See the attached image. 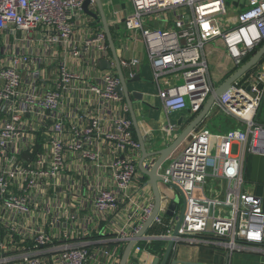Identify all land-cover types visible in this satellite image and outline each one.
<instances>
[{"label":"built area","instance_id":"1","mask_svg":"<svg viewBox=\"0 0 264 264\" xmlns=\"http://www.w3.org/2000/svg\"><path fill=\"white\" fill-rule=\"evenodd\" d=\"M83 1L0 0V264H87L90 251L73 240L75 235L66 228V221L61 227L60 218L62 207L72 205L76 198V186L89 172L90 160L98 162L99 153L90 151L91 141H107L117 154H122L105 165L122 196L101 188L94 194L93 205L101 214L127 201L128 221L137 217L138 222L132 236L124 228L119 230L124 245L134 238L153 210L149 194L141 193L142 205L135 199L148 185L137 166L139 144L133 138L132 122L112 108L123 98L118 91L119 78L103 73L101 85H97L86 80L79 69L90 67L92 52L105 54L107 50L103 30L86 28L76 36ZM131 2L133 11L124 20V27L143 39L155 78L181 76L179 83L159 90L166 114L186 108L197 113L212 93L203 49L208 41L218 38L238 67L264 41V0H244L237 11H232L225 0ZM165 12L175 16L168 27L149 25L150 20ZM18 32L24 37L18 38ZM33 33L47 46L61 47L56 76L44 73L43 56L25 48ZM10 37L17 42L15 49L11 48ZM130 64L138 65V60L132 59ZM75 80L81 82L82 90L97 96L98 105L91 116L90 108L85 107L73 123L66 124L60 113L62 92L70 90ZM46 82L50 85L45 86ZM263 86L261 70L235 81L215 103L239 126L220 132L205 127L194 129L160 165V186L165 189L175 184L185 195L178 234L173 235L179 214L175 209L165 233L143 235L135 241L126 264H142L137 258L143 250L141 244L152 240H171V249L188 243L220 247L228 255L247 249L264 253V202L261 196L245 189L244 178L246 157L264 155V125L256 120ZM47 118L53 122L46 123ZM166 128L171 131L173 126ZM38 129L47 131V136L51 134L41 145L42 150L33 140ZM127 149L130 151L125 152ZM133 187L137 190L131 194ZM167 192L162 194L152 224L164 222L170 202ZM38 205L42 206V223L34 226L28 215L32 206ZM119 260L117 256L115 264Z\"/></svg>","mask_w":264,"mask_h":264},{"label":"crops","instance_id":"2","mask_svg":"<svg viewBox=\"0 0 264 264\" xmlns=\"http://www.w3.org/2000/svg\"><path fill=\"white\" fill-rule=\"evenodd\" d=\"M243 1L244 0H231L229 4L226 2L225 4L232 11H237V7L240 8L243 6V4H241ZM101 4L112 34L116 55L120 61L121 72L126 81V86L133 102L132 106L140 135L145 141L148 150H152L153 148H163L173 141V139L191 122L198 112L193 113L190 109L186 108L167 114L164 113L159 90L162 87L179 83L181 81L180 74H178V76L166 74L162 77L155 78L153 68L149 63L143 39L140 36L132 35L124 27V20L133 11L131 0H101ZM88 8L99 16L98 6L94 0L93 2H90ZM160 15L163 16L149 21L151 27L166 28L175 18L173 12L160 13ZM86 28H91L93 31L103 30L100 26V22H96L92 17L83 12L78 21V25L75 27L76 36L79 37V31ZM17 37L23 38L24 34L18 32ZM9 43L12 49L17 47V42L13 40L12 37L9 38ZM25 48L34 55L43 56L45 58V61L42 64L44 73L49 77L56 76L59 63L62 60L60 46L55 44L49 47L43 41L39 40L37 34L33 33L32 41L25 42ZM203 49L208 64L209 80L214 90L221 85L238 68V66H236L230 56L226 54L224 47L218 38L208 41ZM93 53L94 52H92L93 59L89 68L87 66L85 68L79 66V69L83 70L86 80L101 85L100 78L103 73H112L118 77V71L108 43L105 54ZM132 59H137L138 65L130 64V60ZM102 61L108 62L109 65L107 64L102 67ZM258 63L253 69L251 68V71L247 75V72L242 75L239 78V81L250 77L258 70L264 71V60L259 64ZM68 65L70 66L71 64L68 63ZM46 83V85H43H50V82ZM80 85L81 82L75 80L72 82L73 87L70 90L62 92L60 113L63 118H65L66 124L73 123L76 119L77 113L85 110V107L90 108L91 116L98 105L97 96L93 92L82 90ZM133 92L140 93V99L132 97L131 94ZM124 106H126L127 109H124ZM112 108L114 111H117L120 116H124L131 120L129 107L124 96L122 100L113 103ZM159 108L163 111L165 120L155 117L158 114L157 111ZM170 115L174 116L176 120L174 124L170 120ZM256 120L259 124L264 125V86L263 101ZM52 122V119H46V123L51 124ZM168 125L173 126L171 131H168L166 128ZM237 126H239V123L231 116L223 113L216 103H214L206 117L194 129L205 127L211 131L220 132ZM132 130L133 138L138 143L137 131L133 124ZM50 136L51 134L47 136V131L44 129H38L34 133L33 140L39 150H42L41 145H43ZM90 151H97L99 153L97 164L101 165L99 166L95 161L90 160V170L87 174L83 175L81 184H77V196L72 200V205L68 207L63 206L61 209V227H64L63 223L66 221V228L75 235L73 240H75L78 245H83L88 248L90 251V259L87 264H115L117 256H121L126 245V243L124 245V242L119 238V230L124 228L126 234L132 236L134 232L133 227L135 223L138 222V218L136 217V219L128 221L130 206L126 200L113 211H106L101 214L95 211L93 197L97 190L107 188L119 197L123 194V192L116 187L115 182L110 179L109 170L105 166L116 157H120L122 154H117L111 143L102 140H100V144L91 141ZM129 151L130 149H127L125 152ZM137 155L138 166L141 157L140 150H138ZM149 163H151V159L147 158L145 161L146 166H150L148 165ZM76 165H78L80 169L79 163H76ZM76 172L77 170L73 171L75 175ZM140 174L143 181L146 182L147 177L141 172ZM63 187L66 186L63 185ZM136 190L137 188L133 187L130 190V193L132 194ZM255 192V194L259 196H264V187L259 186ZM141 193L149 194L153 200L152 191L149 185L143 189V192L141 191L137 193V196L135 197L137 203L142 205L144 199L142 197L143 194ZM62 199L63 197L59 198L60 201ZM42 214L43 211L41 205L36 207L32 206L31 213L28 215L29 218H32L31 224L35 226L42 223ZM66 214H69V218L65 220L64 216ZM51 215H53V213H51ZM169 218H164V221L168 222V220H170ZM153 224H151V226ZM157 225L161 226V224ZM52 227V231L55 232L56 227ZM148 229L145 235L154 234L148 233ZM165 231L163 233H165ZM163 233L161 232L158 234ZM158 241H161L162 252L160 254H154L143 247V250L137 255L140 263L150 264L153 258L158 256L160 257L158 264H160L169 241ZM114 248L116 250L112 251ZM106 251H108V253H104ZM166 264H264V253L257 250L247 249L240 252H233L231 255H228L227 251L220 247L179 243L174 249L172 248L170 250Z\"/></svg>","mask_w":264,"mask_h":264},{"label":"water","instance_id":"3","mask_svg":"<svg viewBox=\"0 0 264 264\" xmlns=\"http://www.w3.org/2000/svg\"><path fill=\"white\" fill-rule=\"evenodd\" d=\"M90 1L91 0L83 1L82 11L88 16L92 17L96 22H100V26L102 27L106 35V40L109 45L111 54L113 56L116 69L118 71V78L120 81L118 91L124 96L127 102V105L130 111L132 124L135 130L137 131L139 150L141 153V157L138 162V169L143 175L147 177L146 182L149 185L152 191V195H153V210L151 214L142 223L139 230L135 233L134 238H132L131 240L127 242L120 256V260L118 264H126L129 254H130V250L133 247L135 241L138 238H141L143 235H145L147 229L151 226L154 217L157 215L160 209V206L162 204V194L165 192V190H168L167 197H169L170 199L167 214L172 215V212L175 209L179 210L177 222L173 230L174 236L178 234V225L181 221V218L183 216L184 209H185V195H184V192L175 184H169L168 185L169 188L166 186L165 189H163L159 184L160 176L158 174V168L160 167L161 164H163L165 160H167L170 157V155L178 148V146H180L183 143V141H185L186 139L190 137L191 131L194 130V128L206 117L210 108L215 103L216 99L219 96H221L226 90H228L231 87V85L235 81H237L242 75H244L251 68L257 65V63L264 56V43L261 46H259L255 50V52L245 62H243L221 85H219L212 91V93L208 96L205 103L203 104L201 110L196 114V116L191 120V122L173 139L171 143H169L167 146L163 148H159V149L153 148L152 150H148L146 143L142 139L140 132L138 130L137 120L134 115V110L132 106L133 102L130 98L129 91L126 86V81L121 72L120 61L116 55V50H115L114 42L112 39V34L110 32L109 25L107 23L106 17L102 10L101 0H94L98 6L99 16L96 13L89 10L88 6L90 4ZM107 64L109 65L108 62H105V61L101 62L102 67L106 66ZM131 96L136 97V99H140V93L138 92H133ZM147 158L151 159L150 166H146L145 164V161ZM246 162H247V157L244 163V175L246 172ZM177 198L180 199L182 202L180 209H178V205L176 203V201H178ZM172 244H173L172 241L169 240L164 256L161 259L160 264H166V260L170 253ZM159 260H160V257L155 256L150 264H158Z\"/></svg>","mask_w":264,"mask_h":264},{"label":"rangeland","instance_id":"4","mask_svg":"<svg viewBox=\"0 0 264 264\" xmlns=\"http://www.w3.org/2000/svg\"><path fill=\"white\" fill-rule=\"evenodd\" d=\"M226 3H230L231 0H225ZM158 114L155 116L159 119L165 120V116L161 108L158 109ZM170 120L174 124L176 121L174 116L170 115ZM245 178V189L251 190L253 193H256L259 186L264 187V155L260 154H249L246 162V172L244 175ZM195 195H198V192H194ZM264 202V196H261ZM178 199V198H177ZM178 209L181 208V200L176 201Z\"/></svg>","mask_w":264,"mask_h":264},{"label":"trees","instance_id":"5","mask_svg":"<svg viewBox=\"0 0 264 264\" xmlns=\"http://www.w3.org/2000/svg\"><path fill=\"white\" fill-rule=\"evenodd\" d=\"M263 44V42H261L256 48H254L251 52L248 53V55L244 58L243 62H245L254 52L255 50L261 46ZM264 60V56L261 58V60L259 61L262 62ZM258 63V64H259ZM253 69V68H252ZM251 71V69L246 73V75ZM170 217V215L166 214L165 218L168 219ZM165 219V220H166ZM170 219V218H169ZM167 221H164L161 226H158L157 224H153L149 229H148V233H163L165 231L166 228V223ZM142 247L146 248L149 252L154 253V254H160L162 252V247H161V241L158 240H152L149 243H145L142 242Z\"/></svg>","mask_w":264,"mask_h":264}]
</instances>
